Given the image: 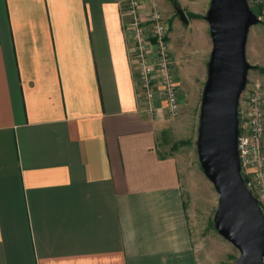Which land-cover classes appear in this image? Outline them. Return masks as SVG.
<instances>
[{"label": "crops", "instance_id": "obj_1", "mask_svg": "<svg viewBox=\"0 0 264 264\" xmlns=\"http://www.w3.org/2000/svg\"><path fill=\"white\" fill-rule=\"evenodd\" d=\"M123 1L0 0V264H200Z\"/></svg>", "mask_w": 264, "mask_h": 264}, {"label": "water", "instance_id": "obj_2", "mask_svg": "<svg viewBox=\"0 0 264 264\" xmlns=\"http://www.w3.org/2000/svg\"><path fill=\"white\" fill-rule=\"evenodd\" d=\"M176 12L188 23L180 7ZM204 19L212 48L195 144L203 175L218 195L213 225L239 251L232 264H264V214L242 178L237 147L239 100L255 67L246 56L248 34L259 22L246 0H210Z\"/></svg>", "mask_w": 264, "mask_h": 264}, {"label": "rangeland", "instance_id": "obj_3", "mask_svg": "<svg viewBox=\"0 0 264 264\" xmlns=\"http://www.w3.org/2000/svg\"><path fill=\"white\" fill-rule=\"evenodd\" d=\"M139 1V15L151 33V0ZM153 1L167 30L168 61L177 82L179 100V110L175 114L165 113L164 119L156 122L157 150L161 155H174L179 161L185 208L200 264H232L239 251L214 228L213 216L218 203L212 184L203 175L195 144L201 95L212 48L209 26L204 19L210 0ZM177 6L185 12L188 23L180 20ZM149 54L150 60H154L153 53ZM246 56L255 66L249 71V77L264 74V24L251 26ZM156 88L158 92L159 86Z\"/></svg>", "mask_w": 264, "mask_h": 264}, {"label": "built area", "instance_id": "obj_4", "mask_svg": "<svg viewBox=\"0 0 264 264\" xmlns=\"http://www.w3.org/2000/svg\"><path fill=\"white\" fill-rule=\"evenodd\" d=\"M258 22L264 24V0H246ZM151 33L139 15V0H124L122 14L131 40L130 56L138 71V88L147 103V113L163 110L169 115L179 110L178 86L169 66L165 33L156 2L150 1ZM152 52L154 60H150ZM160 90L157 92V86ZM238 154L240 171L246 187L258 200L264 214V74L248 75L238 106Z\"/></svg>", "mask_w": 264, "mask_h": 264}, {"label": "trees", "instance_id": "obj_5", "mask_svg": "<svg viewBox=\"0 0 264 264\" xmlns=\"http://www.w3.org/2000/svg\"><path fill=\"white\" fill-rule=\"evenodd\" d=\"M257 68V67H256ZM180 143H186V141H181Z\"/></svg>", "mask_w": 264, "mask_h": 264}]
</instances>
